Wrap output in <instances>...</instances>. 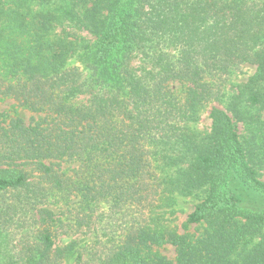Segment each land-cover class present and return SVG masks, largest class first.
I'll return each mask as SVG.
<instances>
[{
  "label": "trees",
  "instance_id": "obj_1",
  "mask_svg": "<svg viewBox=\"0 0 264 264\" xmlns=\"http://www.w3.org/2000/svg\"><path fill=\"white\" fill-rule=\"evenodd\" d=\"M0 97V264H264V0H0Z\"/></svg>",
  "mask_w": 264,
  "mask_h": 264
},
{
  "label": "rangeland",
  "instance_id": "obj_2",
  "mask_svg": "<svg viewBox=\"0 0 264 264\" xmlns=\"http://www.w3.org/2000/svg\"><path fill=\"white\" fill-rule=\"evenodd\" d=\"M254 71V66L248 65V64H242L238 70H236L230 80V84L228 83L227 86V92L233 90L231 89V84L233 83H241L244 82L247 77L252 74ZM173 89L177 90L178 92L183 89V87L180 84H173ZM211 106H222L219 105L217 102H212L209 105H207L203 111H201L200 116L197 121L189 123V127L193 129L194 131L203 133L207 132L209 130L211 120L209 118V109ZM0 112L5 113L7 116H5L7 119L14 118V117H21L25 122H28L32 117H37L36 113H33L29 110H27L24 107H21L18 105V103L8 97H0ZM264 115V114H263ZM264 119V116L261 117ZM240 132L245 133L246 130L243 128V126L240 124ZM66 167V166H65ZM262 176L261 178L264 180V170L261 171ZM202 194H195L191 196H177V199L175 203L172 206L168 207H161L156 209V213H160L161 216V224L165 226V228L174 229L177 232L182 231V223L186 219L187 215L193 210L196 203H198L201 199ZM77 199L73 198L72 202H75ZM74 205L71 204V207ZM55 212L59 213L60 209L59 205H53L51 207ZM101 210L104 212L106 211V207L102 205ZM70 214V213H66ZM72 216V215H71ZM60 217H62L60 215ZM107 222V217L104 215L101 217L100 225H104ZM98 224V223H97ZM96 226L99 228V226ZM117 227V226H116ZM116 231H114V240L118 239L120 231L117 228H114ZM191 231H195L196 233H199L202 231V226H191ZM101 236H102V230H99ZM57 239L56 242L60 245L73 240L77 239L79 245L88 243V241H91L94 236V232H92V228H68V233L64 232L63 228H60L57 233ZM107 237L105 235L102 236V240H105ZM154 251L158 252L161 255L166 256L168 259L174 260L176 253L175 249L170 244H164L160 247H154ZM7 259V256L3 253L0 254V262H4Z\"/></svg>",
  "mask_w": 264,
  "mask_h": 264
}]
</instances>
